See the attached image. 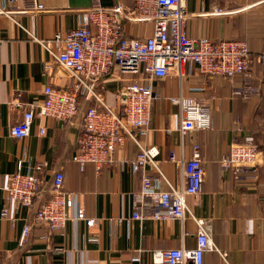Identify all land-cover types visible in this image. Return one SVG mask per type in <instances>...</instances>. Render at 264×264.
I'll return each mask as SVG.
<instances>
[{"label": "crops", "instance_id": "0c3cea01", "mask_svg": "<svg viewBox=\"0 0 264 264\" xmlns=\"http://www.w3.org/2000/svg\"><path fill=\"white\" fill-rule=\"evenodd\" d=\"M117 3L131 7L134 0L98 1L103 6ZM36 4L42 8L34 9ZM94 4L96 0H0V9L6 11H0V264H153L154 250L196 245L195 219L203 220L215 245L203 254L202 264H264V68L255 69L250 86H244L240 77L203 76L188 64L182 76L172 70L167 78L154 83L155 99L145 140L158 146L165 178L173 187L182 186L180 161L190 157L193 142L200 146L203 158L202 188L189 202L194 218L186 215L181 222L131 218L136 206L144 214L153 211L147 199L144 205H137L132 196L139 188L140 173L131 172L121 161L134 157L137 149L131 141L116 151L119 162L115 167L97 171L92 163H86L81 170L70 159L83 130L81 113L63 124L35 118L27 137L10 136V126L25 109L14 105L15 100L40 103L45 85L70 84L69 72L54 60L44 42L57 31L77 27L83 10ZM185 6L189 37L244 39L252 52H264V0H185ZM214 6L226 13H217ZM122 27L127 37H145L153 29L149 22L124 21ZM126 81V76L111 71L93 87L107 105L118 110L117 89ZM179 95L210 107L211 129L181 135L178 106L169 101ZM40 126L45 127L43 134ZM248 133L256 134L260 144L256 171L248 170L234 180L221 169L220 159L232 142ZM171 150L177 164L168 160ZM19 161L24 173L35 172V165L44 164L45 186L30 208L4 199L2 187ZM57 170L64 174L63 188L97 224L87 229L73 220L62 232L46 235L37 229L22 237V227L50 195V182ZM90 235L97 241H89Z\"/></svg>", "mask_w": 264, "mask_h": 264}, {"label": "built area", "instance_id": "2783aa9c", "mask_svg": "<svg viewBox=\"0 0 264 264\" xmlns=\"http://www.w3.org/2000/svg\"><path fill=\"white\" fill-rule=\"evenodd\" d=\"M98 1L83 10V18L77 27L64 33L57 31L52 39L44 42L54 60L69 72L70 84L66 87L45 85L44 99L40 103L15 100L14 105L25 106V109L20 119L10 126L9 134L16 139L25 138L35 118L46 117L63 124L81 113L83 130L70 156L81 170L86 163H92L97 171L107 166L115 167L119 162L115 158L116 151L127 141L136 146L134 157L121 161L128 164L131 172L140 173L139 188L132 193L137 205H144L147 199L153 211L144 214L136 206L131 213L132 219L181 222L186 215L194 218L189 202L199 195L205 177L201 149L198 143H192L190 157L180 161L182 186L170 185L160 169L158 146L145 140L152 118L154 83L167 78L172 70L182 76L186 64L193 65L207 77L242 74L249 78L247 42L243 39L189 37L185 0H134L131 7L122 3L103 6ZM39 8H42L39 4L34 7ZM213 9L217 13H226L219 6ZM124 21L149 22L153 29L145 37H127L122 27ZM262 59L264 56L258 57V61ZM111 71L127 77L117 89L118 110L107 105L93 87L97 79ZM79 96L94 103L81 110ZM169 101L178 106L181 135L211 129L208 105L181 95L172 96ZM39 131L43 134L45 127L40 126ZM259 153L254 138L246 135L229 145L227 153L220 159V167L237 180L248 170L256 171ZM168 160L178 162L172 150ZM43 167V163L37 164L35 172L24 173L19 161L2 187L5 201L30 208L45 186ZM63 180L62 171L53 173L50 198L35 210L32 220L24 224L22 237L27 238L37 229L44 230L46 235L62 232L73 220L82 222L87 229L97 224V219L87 216L75 196L63 188ZM195 220L198 226L196 245L154 250L151 252L153 264H202L203 254L215 245L203 220ZM87 239L97 241L94 235Z\"/></svg>", "mask_w": 264, "mask_h": 264}, {"label": "trees", "instance_id": "16d2710c", "mask_svg": "<svg viewBox=\"0 0 264 264\" xmlns=\"http://www.w3.org/2000/svg\"><path fill=\"white\" fill-rule=\"evenodd\" d=\"M244 40V39H243ZM246 41V40H245ZM247 42V41H246ZM247 45H248V42H247ZM248 49H249V65H248V70H249V73H250V77L249 78H246L244 75L242 74H236V75H233V76H221V77H224V78H235V77H240L244 82V86H247L249 85L250 86V83H254V75H255V69L260 66L262 68H264V59H262L261 61H258V57L259 56H264V52H260V53H255V52H252L249 48V45H248ZM217 76H220V75H215V76H208L210 78L212 77H217ZM249 83V84H248ZM243 86V87H244ZM78 103L79 105L81 106V110H85L90 104H92L91 101H84V97L83 96H79L78 97ZM245 135H251L253 138H254V141L255 143L257 144V147L258 149L260 150V144H259V141H258V138L256 136V134H245ZM241 139L239 140H236V141H240ZM50 198V195H48L45 199H49ZM41 205L43 204L40 203ZM40 205V206H41Z\"/></svg>", "mask_w": 264, "mask_h": 264}]
</instances>
